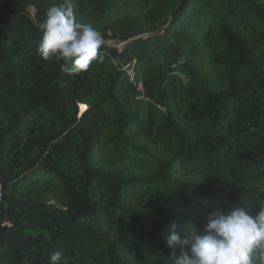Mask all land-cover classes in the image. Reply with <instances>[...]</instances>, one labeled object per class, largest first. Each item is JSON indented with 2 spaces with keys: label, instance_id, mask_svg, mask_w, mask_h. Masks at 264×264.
<instances>
[{
  "label": "trees",
  "instance_id": "1",
  "mask_svg": "<svg viewBox=\"0 0 264 264\" xmlns=\"http://www.w3.org/2000/svg\"><path fill=\"white\" fill-rule=\"evenodd\" d=\"M64 2L0 0V264H175L174 222L183 236L215 209L264 207V0H68L123 45L104 40L79 75L37 51ZM102 129L109 164L87 153ZM126 159L148 172L111 164ZM51 180L58 204L37 186Z\"/></svg>",
  "mask_w": 264,
  "mask_h": 264
},
{
  "label": "clouds",
  "instance_id": "2",
  "mask_svg": "<svg viewBox=\"0 0 264 264\" xmlns=\"http://www.w3.org/2000/svg\"><path fill=\"white\" fill-rule=\"evenodd\" d=\"M38 29L41 58L63 60L70 64L69 74L86 72L93 61L103 59V35L91 24L79 22L68 0L51 5ZM253 207L246 203L227 212L215 209L208 213L203 231L194 227L183 236L175 231L174 222L166 245L175 264H264V207L255 211ZM49 264H66L63 252L53 251Z\"/></svg>",
  "mask_w": 264,
  "mask_h": 264
},
{
  "label": "rangeland",
  "instance_id": "3",
  "mask_svg": "<svg viewBox=\"0 0 264 264\" xmlns=\"http://www.w3.org/2000/svg\"><path fill=\"white\" fill-rule=\"evenodd\" d=\"M34 10H35V8L31 7L30 11L32 13ZM128 11H136V10H134L132 8V6H130L129 4H125V3L121 2V3H119L118 7H116L114 9L113 13L116 15H120L123 13H127ZM103 37H104V40H106V42L109 43L110 45H115V47H120L119 42H117L116 40H113L111 38H106L105 34L103 35ZM207 63H208V61H207ZM130 71H131L130 73L133 77L134 72L132 70H130ZM137 78H138V76H137ZM138 86H139V88H142L144 86V83L141 81V82H139ZM77 106H78V111H79L78 115L79 116L82 115L83 112L88 108V104L84 101H79ZM125 128L129 129L128 131L133 129V128H130V126H128V127L126 126ZM107 133H108V130L103 131V129H102V132L96 138V142H93V141L90 142L89 149L87 150V153L89 154L90 160L93 163H108L109 164L108 157L110 155V146H107V144H105L106 143L105 140L107 139ZM132 137H134V139L136 141L140 140L139 136H137L136 134H132ZM149 141H151V142L155 141L153 135H151L149 137ZM155 145L158 148L157 143ZM31 153L34 154V152H31ZM130 153H131V151L129 150L125 154L129 155ZM111 164L114 167H118V166L121 168L131 167L132 169H134L138 173H147L148 167H149L148 165H144V163H134L130 159H126L122 162H120V161L112 162ZM72 166H73V163H67L65 165V168L67 169V171L71 172V171H74V168H72ZM104 168L107 169L108 167H104ZM101 183H102V181H99V184H97V186L102 187L103 184H101ZM56 185H57V181H55V180L49 181L46 186H44V184H38L37 185L41 188V190L43 192L45 191V187H47V186L49 187V190L46 191L47 193L44 192L46 194V195H44V197L48 198L49 201L53 204H58V198H57L56 190L53 191L51 189V187H54V186L56 188ZM27 189H32V186H28ZM144 197L145 196H140V197L135 196L132 199V201L137 202V203H141L142 205H147L151 200L144 198ZM171 198L174 201H179V197L177 195H173ZM128 257H129V259H131L133 261L141 262V260L138 259L136 257V255L129 254Z\"/></svg>",
  "mask_w": 264,
  "mask_h": 264
},
{
  "label": "built area",
  "instance_id": "4",
  "mask_svg": "<svg viewBox=\"0 0 264 264\" xmlns=\"http://www.w3.org/2000/svg\"><path fill=\"white\" fill-rule=\"evenodd\" d=\"M120 47H122L123 45L122 44H119ZM2 198V180H1V177H0V200Z\"/></svg>",
  "mask_w": 264,
  "mask_h": 264
}]
</instances>
